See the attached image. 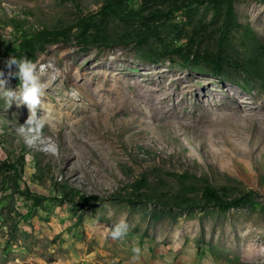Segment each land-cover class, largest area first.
Here are the masks:
<instances>
[{"label": "rangeland", "instance_id": "1", "mask_svg": "<svg viewBox=\"0 0 264 264\" xmlns=\"http://www.w3.org/2000/svg\"><path fill=\"white\" fill-rule=\"evenodd\" d=\"M110 1L0 0L5 86L54 66L33 144L0 98V264H264V0Z\"/></svg>", "mask_w": 264, "mask_h": 264}, {"label": "clouds", "instance_id": "2", "mask_svg": "<svg viewBox=\"0 0 264 264\" xmlns=\"http://www.w3.org/2000/svg\"><path fill=\"white\" fill-rule=\"evenodd\" d=\"M5 68L9 69L8 75L18 77V84L13 87H6V74L4 69H0V98H2L7 106L15 102L17 106L25 104L28 108L27 118L23 123L18 124L20 133H24V143L27 145L33 144L38 140L43 132L47 121L41 116H37V106L40 105L41 97L44 95L45 82L40 77L44 74L46 68H54L53 65L40 64L37 66L35 62L27 56L9 55L4 59ZM12 66L15 70L12 71ZM58 74V69H54ZM50 79H55L51 76ZM73 97L77 95L75 90L70 93ZM55 151V149H51ZM129 231V224L125 218H120L118 221L109 226L107 236L112 239L124 237ZM132 260H136L142 252V248L138 244H133L131 247Z\"/></svg>", "mask_w": 264, "mask_h": 264}, {"label": "trees", "instance_id": "3", "mask_svg": "<svg viewBox=\"0 0 264 264\" xmlns=\"http://www.w3.org/2000/svg\"><path fill=\"white\" fill-rule=\"evenodd\" d=\"M199 1L202 0H169V3L167 5V8L169 10L167 12L164 11L165 8L160 4L153 5L152 7L150 6L147 7V4L144 3L141 9L139 10L128 7H122V6H118V8H115L111 6V4L108 7L112 13L118 15L119 17L124 18L125 21H136V20L147 19L150 16H164L166 18L170 16V12H172L173 10L181 9L185 5H189L191 3L199 2ZM210 1L218 2L220 0H210ZM110 3H114V5H118L119 1L118 0L110 1ZM98 27L99 26H97L96 28Z\"/></svg>", "mask_w": 264, "mask_h": 264}]
</instances>
